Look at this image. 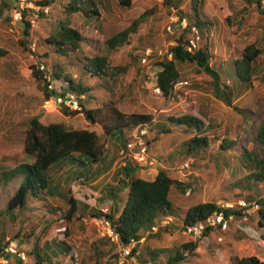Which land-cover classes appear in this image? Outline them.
<instances>
[{"label":"rangeland","instance_id":"374dc122","mask_svg":"<svg viewBox=\"0 0 264 264\" xmlns=\"http://www.w3.org/2000/svg\"><path fill=\"white\" fill-rule=\"evenodd\" d=\"M23 1L0 0V47L9 52L5 58H0V172L12 170L21 164H34L35 158L25 153L24 145L29 121L36 116L41 117L40 121L43 125L55 122L69 128L96 130L101 135L105 147L108 144L106 149L108 153L105 163L98 168L89 160H86V165L82 167L68 163L52 167L49 170L50 196L43 194L40 200L30 201L28 213L31 217L28 220L23 221L25 219L23 216L17 221L7 218L1 220L0 239L4 234V242H6L19 233V238L23 240V236L31 233L38 235L46 223H52L49 233L53 230L52 237L55 235V238L63 240L68 232L67 242L72 246L76 258L75 261H70L67 255L55 261L53 257L54 264H57V261L58 264H119L113 260V253H109L106 247L102 250L105 254L97 257L92 245L100 239L106 240L116 246L115 251L120 257L122 246L113 243L107 237H102L93 220L96 217L93 210L98 211L99 214L101 209H108L111 216L115 207L120 211L127 200L128 187L118 186L119 180L123 177L110 180L112 178L110 176L103 180L104 182H97L111 166L113 145L118 144L115 142L118 141L117 137H120V133L118 132L112 140H108L102 128L89 124L83 115L64 116L60 111L61 105L55 102V99L45 101L38 87L39 84L32 77L31 66L39 65L44 67V70L39 68L46 72L47 80L49 78L51 80L52 68L48 67L46 70L45 65L39 63L36 55H44L50 49L43 42L57 29L60 20L70 21V26L78 30L85 41L81 44L80 51L71 53L70 57H56L52 54L49 59L50 64L59 62L64 65L67 73L76 81L80 80L96 89L102 99L117 102L126 116L148 115L157 123H165L170 130L168 134L163 135L164 138L160 137L161 141L156 145L148 146L147 158L154 164L149 166L143 162L139 176L150 180L153 176L151 170L157 168L159 161L164 162L165 157H169L167 165L162 164L173 179L184 185L174 190L173 199L171 198L172 202L174 201L173 207L179 211V215L170 216L173 218V223L165 229L162 228L155 236L147 237L146 231L143 232V239L135 247L137 252L126 259L124 264H150L147 260L148 249L169 251L182 248L189 243L192 239L184 235L179 227L184 212L190 205L216 203L223 206L229 203L237 207L238 203L245 199L247 190L244 187L253 182L251 180L246 182L245 177L254 170L246 168L240 162V154L242 150H251L252 145L249 144L251 137L255 135L260 125H264V50L255 63L253 86L248 88L249 90L236 86L231 97V106L216 98L212 81L202 70L187 65L180 68L182 77L179 81H186L188 85L179 86L173 96L167 99L155 93L154 78L160 69L158 63L172 58L170 47L175 45V39L184 30L179 14L190 10L191 0H174L175 7H169L164 0H133L130 8L120 5V0H104L105 5L98 4L100 16L95 20L92 19L93 21L79 15L68 17L64 10L68 0H56L49 7L35 6L34 2L43 0ZM203 2L204 8L200 15L209 31L201 38L198 46L207 45L209 48L210 67L220 74H225L227 71L231 73L233 63L242 58L244 48L257 43L262 36L264 8L259 9L257 4L245 8L244 20H242L241 17L236 16V14L240 15L239 11L246 6L241 0H203ZM24 11H26L25 16ZM26 22L30 24L28 43L31 54L25 52L19 45V41L24 37ZM135 22H141L137 28L139 30L137 37L130 39L116 50H109L107 41L132 27ZM140 42H143V46H139ZM148 50L151 51V57L146 64H143L142 58ZM136 55L140 57V61L132 62L131 57ZM95 56L109 57L111 67H121L127 63H131V66L125 73L117 75L114 80L88 81L83 76L82 66L85 62L82 59ZM72 62L81 64L73 67L70 65ZM139 66L141 71L138 72ZM226 79L227 85H230L229 76ZM55 85L54 81H51L53 89ZM91 106L95 107V104ZM184 116L196 117L203 121L206 127L209 125L206 129L207 136L211 140L217 139L210 143L211 158L207 156L205 159L193 160L186 157L187 142L195 133H188L185 127L174 125L169 120ZM134 136L137 137V133H134ZM147 137L148 135L142 139L138 138V142L146 143ZM223 139L237 142L236 148L226 154L230 159L228 165L214 161V155L218 153L221 156L219 149ZM119 156L121 157V153ZM124 159V156L121 157L120 165L125 161ZM184 163L189 164L186 170H182ZM156 171L157 169L153 170ZM107 183L109 186L101 190V187ZM239 184L243 187L239 188ZM252 184V193L255 196L257 194L258 198L256 202L251 201L252 204L247 202L251 206L246 209L245 216L234 217L227 233L220 234L219 231H215L216 235H209L207 239L198 243L194 253L184 252L187 258L183 264H230L231 257L235 255L256 256L264 262V240L261 239L264 229L259 227L261 207L257 203L264 201V184ZM17 186L18 183L10 185L8 191L0 189V209L15 192ZM68 190H72L73 197L77 199L80 216L85 214V218L81 221L75 220L72 223L61 221L66 205L64 206L58 197L63 193L70 197ZM58 206L62 210L56 211ZM30 208H36L37 211L30 213ZM52 209L55 210L54 216ZM89 213L92 215L89 216ZM43 214H46L44 218ZM114 215L115 218L118 217V213L115 212ZM47 238L48 236L44 237ZM23 243L25 250L30 248L24 240ZM44 252L52 256V253L49 255L46 249ZM141 257L145 258L144 262ZM167 259L168 255L163 254L160 261L153 259V263L166 264ZM33 260L31 258L29 262L34 264Z\"/></svg>","mask_w":264,"mask_h":264},{"label":"trees","instance_id":"16d2710c","mask_svg":"<svg viewBox=\"0 0 264 264\" xmlns=\"http://www.w3.org/2000/svg\"><path fill=\"white\" fill-rule=\"evenodd\" d=\"M56 0H43L34 2L35 6L49 7ZM62 1V0H61ZM133 0H120V5L124 7H132ZM246 5L239 11V16L244 20V9L257 4L258 8H264L263 0H241ZM169 7H175L174 0H164ZM104 0H68L67 5H64L65 13L68 17L71 15H79L87 18V20L97 19L100 16L98 4L105 5ZM204 8L203 0H191L190 10L187 12H180V22L186 21L187 25L178 38L175 39V45L170 47L172 54L171 60H164L158 63L159 72L155 75L154 86L160 88L163 97H168L173 89V84L180 80L182 77L180 68L183 65L196 66L199 70L208 76L213 85V91L218 100H221L227 106H231V97L234 93L236 86H241L245 90H249L254 84V74L256 72L255 63L257 59L263 54L264 50V27L263 34L257 43L251 44L244 48L242 58L235 61L232 65L233 69L227 71L225 74L215 71L209 65L210 52L206 46L199 47L195 53H189L187 51V44L192 35V28L196 27L201 36L204 37L209 31L207 24L202 21L200 12ZM26 11L23 12L25 16ZM144 18V17H143ZM142 18V20H143ZM230 21V18H228ZM264 20V18H263ZM93 21V20H92ZM141 22H135L134 25L123 32L113 36L106 43L109 50H116L128 43L129 40L135 39L138 35L137 28ZM26 24L24 31V37L19 41L20 47L25 52L31 54L29 49V36H30V24ZM70 21L60 20L57 29L44 40L43 44L50 47L44 55H36L40 64L45 65V69L52 68L50 73L51 80H47L46 72L40 70L39 65H32V77L39 84V89L44 95L45 101L49 102L51 99L65 98L67 95H75L79 100V109L72 110L65 105L60 106L61 113L66 117H76L83 115L89 124L94 126H100L102 132L108 137V140H112L114 136L119 132L120 144H121V157L124 156V166L120 170V176L123 177L119 181L118 186L128 187V196L125 204L119 211L118 207H115L114 213L108 216L112 222L116 232L120 237V245L125 246L130 243L131 240H135L138 243L143 239L142 233L149 232L152 227L155 226L156 221L162 217H170L179 215V211L173 207V194L174 190L181 188L183 183L173 179L168 169L163 165H167L169 157H165L164 162L159 161L157 171H152V178L150 180L144 179L139 176L142 171L141 165L134 161L133 153H137L140 149L138 140L147 136V141L144 143L147 147L154 146L160 142V137L168 134L170 130L165 123H157L151 116L148 115H132L126 116L118 107L117 102L113 100L102 99L97 90L91 86H87L85 82L76 81L69 73L64 65L56 62L51 65L49 59L52 54L62 57H70V55L80 51L81 44L85 41L84 36L76 29L70 26ZM143 46V42H140L139 46ZM17 46V44H16ZM46 46V47H47ZM72 53V54H71ZM9 52L6 49L0 47V58H5ZM109 57H83L85 64L82 66L85 79L88 81H101L108 80L117 77L121 73H125L131 66V63H127L121 67H111ZM140 57L138 55L132 56V62H139ZM81 64L78 62V65ZM71 66L78 67L77 63H70ZM138 72L141 71V67L137 68ZM231 74V75H230ZM224 75V77H223ZM226 76V77H225ZM227 76L230 80V85H227ZM223 79L225 81H223ZM264 80V78H263ZM51 81L56 84L53 88ZM116 81V80H115ZM114 81V82H115ZM95 104V107L91 106ZM41 117L36 116L29 121V127L25 134L24 151L29 156L35 158L34 164H21L16 168L9 171L0 172V189L8 191V187L13 184H17L15 192L6 200L5 205L0 209V222L4 218L17 221L18 218L24 217L28 220L31 215L28 213V207L30 201H38L42 198L43 194L49 195L51 193L49 170L52 167H58L60 164L68 163L73 166H85L86 160L92 162L98 168L106 161V149L102 142V137L96 132V130H89L88 128H69L62 123L52 122L48 125H43L40 121ZM172 124L185 127L188 133H195L187 142V155L193 160L205 159L209 155L210 143L217 139H210L207 136L206 129L203 121L193 116H184L180 118L169 119ZM156 122V123H155ZM146 131L144 135H141L142 131ZM136 131V132H135ZM137 133V137L134 136ZM118 135V136H119ZM152 135V136H151ZM139 138V139H138ZM164 138V136H163ZM161 138V139H163ZM252 145L251 150H242L240 157L241 163L246 168L253 169L245 181H253L254 184H264V125H260L255 135L251 137ZM129 145H135L132 149H129ZM237 142L223 139V143L220 146L219 152L221 156L214 155V161L221 163L222 165H228L230 159L226 157V154L236 148ZM228 162V163H227ZM239 162V164H241ZM163 163V164H162ZM224 163V164H223ZM188 164V163H184ZM183 164V165H184ZM106 165V164H105ZM182 168V167H181ZM189 168V164H188ZM186 170V169H182ZM243 183V182H242ZM252 183L245 185L247 190V196H245L246 202H256V196L252 193ZM246 184V183H245ZM239 188H242V184H239ZM191 192V189H190ZM70 197L66 194H60L58 200L63 203L65 209H63L61 221H67L72 223L75 220L81 221L84 219L85 214H79L78 202L73 197L72 190H68ZM172 198V199H171ZM65 203V204H64ZM261 207L259 209V227L264 229V201L257 202ZM252 204V203H250ZM61 206V205H60ZM62 207V206H61ZM61 207H57L56 211L62 210ZM60 208V209H59ZM30 213L37 211L36 208H30ZM221 210V206L216 203H199L190 205L187 211L184 212V218L179 228L184 230L187 226L196 225L199 222H204L208 217ZM246 209L236 207L235 210H226V217L233 215L235 218L245 216ZM41 212V211H40ZM53 216L55 210L52 209ZM98 214V211H94ZM115 212L118 213V217L115 218ZM43 213V212H42ZM29 214V215H28ZM94 216H98L95 215ZM46 214H43V218ZM61 215V216H62ZM89 216L92 213L88 214ZM22 221V223H24ZM54 223V220L52 221ZM84 226V223H82ZM52 228V223H46L40 233L28 234L23 236V240L30 248L25 250L23 248V240L19 238V233L15 235L12 240H18L20 244V251L25 252L29 259L33 258L34 264H54L53 257L56 259L61 256H69L70 261H75L74 251L72 246L67 242L69 238L68 232H66L65 239L61 240L55 238ZM167 230V229H166ZM228 232V231H227ZM225 232V233H227ZM222 234V232H219ZM50 235V237H49ZM154 235H148L155 236ZM209 235H216L215 231L208 229L204 234V239H207ZM4 236V234H3ZM0 239V257L5 247L9 244V241L4 242V237ZM48 236L47 239L44 237ZM44 239V240H42ZM264 240V235L261 236ZM202 240V241H203ZM39 241V242H37ZM200 241V242H202ZM190 241L182 248H175L169 251H156L148 249V261L153 263V259L160 261L163 254L168 255V261L166 264H183L187 258L186 253H194L198 247V243ZM24 244V243H23ZM93 251L97 254V257H102L105 253L103 248H108L109 253H113V260L119 258L116 253V246L104 241L98 240L93 245ZM49 252L48 256L45 252ZM133 253L137 252V249H133ZM186 252V253H184ZM108 253V254H109ZM112 257V256H111ZM141 259L144 262L143 257ZM17 264H24L23 262L16 260ZM31 264V262H29ZM58 264V261H57ZM230 264H264L256 256L239 257L237 255L231 257Z\"/></svg>","mask_w":264,"mask_h":264},{"label":"built area","instance_id":"2783aa9c","mask_svg":"<svg viewBox=\"0 0 264 264\" xmlns=\"http://www.w3.org/2000/svg\"><path fill=\"white\" fill-rule=\"evenodd\" d=\"M23 2H26L25 0ZM181 25L183 28H186V21L181 22ZM202 36L199 32V30L196 27L192 28V35L190 40L187 44V51L189 53H195L199 49V41L201 40ZM172 56V54L170 55ZM151 57V51L148 50L145 53V57L142 58V63L146 64L148 59ZM41 70H44V67H40ZM47 78V77H46ZM50 78L48 79V81ZM188 82L186 81H177L173 84V89L171 93L168 95L167 99L171 98L177 88L179 86H187ZM51 89L52 86H49ZM155 93L159 96H163L162 91L160 88L154 89ZM55 102L59 103V105H65L66 107H69L72 110H78L79 100L74 95H67L65 98H57L55 99ZM146 131H142L141 135H144ZM138 145L141 147L139 152L134 154V161L138 164H142L143 162L145 164H148L149 166H153V161H151L149 158H147V149L148 147L144 144V142L140 141L138 142ZM135 145H129L128 148L132 149ZM142 166V165H141ZM188 164H185L183 166V169H187ZM238 207H241L243 209H247L249 205L246 200H242L238 203ZM235 210L236 205L234 204H225L221 206V210L214 213L212 216L208 217L204 222H199L196 225L187 226L184 228L183 233L184 235L191 238L194 242H200L204 239V234L208 229H212L214 231H219L222 233H225L229 230L230 223L234 220V216L230 215L229 217H226L225 211L226 210ZM100 215L94 217V222L96 223L97 227L99 228V233L102 237H107L112 241L113 243L120 244V237L118 233L116 232L112 222L109 220L108 216H110V211L108 209H101ZM246 213V211H245ZM157 224H155L152 229L146 233V236L148 235H154L157 234L160 230L167 228L169 225L173 223L172 217H162L158 221H156ZM222 240V239H220ZM139 245V243L135 240H131L130 243H128L125 246H122L120 257L117 259V262L119 264H124L126 259L133 256V249ZM2 256L0 257V264H17L15 263L16 260H19L23 262L24 264H29V258L25 254V252L20 251V244L18 240H11L9 241V244L5 247V249L2 252ZM151 264V263H150Z\"/></svg>","mask_w":264,"mask_h":264},{"label":"crops","instance_id":"0c3cea01","mask_svg":"<svg viewBox=\"0 0 264 264\" xmlns=\"http://www.w3.org/2000/svg\"><path fill=\"white\" fill-rule=\"evenodd\" d=\"M117 138H118V141H116L115 143H118V144H114L113 145V149H112L113 150V154H112V157H111V166H110V168L109 167L107 168L106 165H105V167L107 169L105 168L106 172L103 174V178H98L97 182H99V183L104 182L103 180H105L106 178H108L110 176H112V178L110 180H115L116 178L118 179V178L121 177L120 176V170H121L122 166H124V164L122 163L120 165V162H122L121 161V157L119 156L120 155L119 150L121 148L120 143H119L120 142L119 141L120 137H117ZM154 169L151 170V173H152V171ZM108 186H109L108 183L105 184L104 186L101 187V190L107 188Z\"/></svg>","mask_w":264,"mask_h":264},{"label":"clouds","instance_id":"9594fccd","mask_svg":"<svg viewBox=\"0 0 264 264\" xmlns=\"http://www.w3.org/2000/svg\"><path fill=\"white\" fill-rule=\"evenodd\" d=\"M75 96V95H74ZM145 240V239H144Z\"/></svg>","mask_w":264,"mask_h":264}]
</instances>
